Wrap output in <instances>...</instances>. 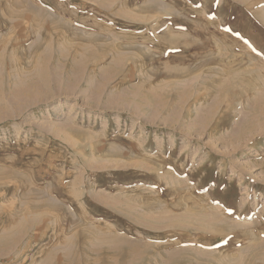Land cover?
<instances>
[{
  "label": "rangeland",
  "instance_id": "rangeland-1",
  "mask_svg": "<svg viewBox=\"0 0 264 264\" xmlns=\"http://www.w3.org/2000/svg\"><path fill=\"white\" fill-rule=\"evenodd\" d=\"M0 264H264V0H0Z\"/></svg>",
  "mask_w": 264,
  "mask_h": 264
}]
</instances>
